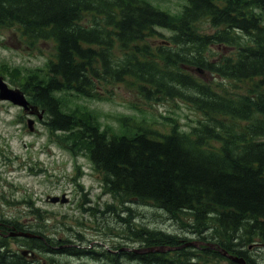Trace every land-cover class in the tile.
<instances>
[{
	"label": "trees",
	"instance_id": "trees-1",
	"mask_svg": "<svg viewBox=\"0 0 264 264\" xmlns=\"http://www.w3.org/2000/svg\"><path fill=\"white\" fill-rule=\"evenodd\" d=\"M13 27L28 48L52 42L55 53L21 81L6 64L0 75L45 111L61 146L87 157L114 200L112 212L126 200L171 218L185 214V233L226 251L232 242L264 243V0H185L176 16L148 0H0V28ZM120 89L143 103L181 101L203 121L188 132L176 125L162 132L145 119L121 117L117 131L100 128L92 110L69 100L105 101ZM126 231L144 248L190 240L132 224ZM1 240L0 264H26ZM21 241L34 245L29 250L46 248L38 239ZM194 251L126 257L143 264L223 259Z\"/></svg>",
	"mask_w": 264,
	"mask_h": 264
},
{
	"label": "rangeland",
	"instance_id": "rangeland-1",
	"mask_svg": "<svg viewBox=\"0 0 264 264\" xmlns=\"http://www.w3.org/2000/svg\"><path fill=\"white\" fill-rule=\"evenodd\" d=\"M148 1L171 14H178L184 5V0ZM164 34L166 37L170 35L169 32ZM54 53L52 42H38L34 48H28L14 27L0 28V68L4 64L11 67L14 72L11 77L16 81H21L27 71L43 69ZM6 77L8 85L15 88L12 78ZM69 96L72 104L85 105L96 114L100 128L110 127L118 131L119 120L124 116L145 119L162 132L173 125L188 132L202 120L199 112L181 101L143 103L123 89L116 90L114 96L105 101ZM27 118L32 117L0 101V218L40 229L51 247H64L61 250L78 255L53 254L61 251L55 249L52 250L55 252L40 253V261L36 264H104L102 259L112 264L104 257L107 248L111 251L122 249V264H138L125 259V253L140 247L124 234L128 224L196 237V234L185 233L181 225L189 219L185 214L171 218L152 206L126 200L122 206L115 202V211L112 212L110 206L114 200L100 195L101 178L87 157L81 153L76 157L70 154L57 142L56 135L49 134L36 118H32L35 124L34 131L30 132L26 126ZM63 193L69 198L67 205L45 202L46 197ZM103 204L109 206L108 211ZM35 210L43 218L39 225L31 215ZM8 247L13 252L17 251L19 241L8 239ZM71 247L78 251L66 249ZM87 252L94 254L87 255ZM96 254L103 257L98 258ZM218 264L229 263L220 260Z\"/></svg>",
	"mask_w": 264,
	"mask_h": 264
},
{
	"label": "water",
	"instance_id": "water-1",
	"mask_svg": "<svg viewBox=\"0 0 264 264\" xmlns=\"http://www.w3.org/2000/svg\"><path fill=\"white\" fill-rule=\"evenodd\" d=\"M0 100L11 101L13 104L23 107L24 110L29 109L28 102L25 100L23 94L18 90L8 89L7 85L3 82L2 78H0ZM32 125H33V122L29 120L28 121V127L31 131L33 130ZM49 200L51 203H57V202L66 203L67 202V199L64 196H62L61 199H59L57 197H53V198H50ZM8 235L10 237L19 236V237H24V238H41V237L35 236L33 234H30V233H22V232L9 233ZM189 245H198V244L187 243L184 246H189ZM176 249H179V248H173V247L149 248V249L142 250L141 253H154V252L165 253L167 251L169 252V251H173ZM22 255L26 256V255H28V252L24 251V252H22ZM224 255L226 257H228L230 260H232L234 263L244 264V260L241 258L228 256L226 252H224Z\"/></svg>",
	"mask_w": 264,
	"mask_h": 264
},
{
	"label": "flooded vegetation",
	"instance_id": "flooded-vegetation-1",
	"mask_svg": "<svg viewBox=\"0 0 264 264\" xmlns=\"http://www.w3.org/2000/svg\"><path fill=\"white\" fill-rule=\"evenodd\" d=\"M9 228H13L11 225L7 224L3 218H0V241L1 239H5L2 235H4ZM2 237V238H1ZM237 244L230 245V249L232 251H235ZM49 250H54L55 248L51 247V245L48 246ZM242 248V249H241ZM243 250V251H242ZM240 255H242L243 259L247 262V264H256V263H262L264 264V244L256 243L254 245L248 246L244 248L243 246L239 247ZM234 252H232L233 254ZM247 254V255H246ZM199 254L198 252H194L193 256L197 257ZM250 256V257H249ZM35 261H31L29 259H24L25 263L33 262L38 263L40 260L39 258L34 259Z\"/></svg>",
	"mask_w": 264,
	"mask_h": 264
},
{
	"label": "bare ground",
	"instance_id": "bare-ground-1",
	"mask_svg": "<svg viewBox=\"0 0 264 264\" xmlns=\"http://www.w3.org/2000/svg\"><path fill=\"white\" fill-rule=\"evenodd\" d=\"M183 10V9H182ZM242 249V248H241ZM31 250V249H30ZM243 251V250H242ZM247 255V254H246ZM250 257V256H249Z\"/></svg>",
	"mask_w": 264,
	"mask_h": 264
}]
</instances>
